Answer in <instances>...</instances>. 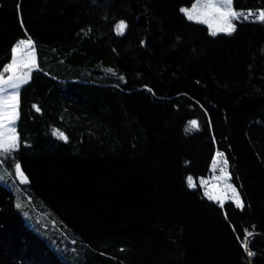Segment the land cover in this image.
Wrapping results in <instances>:
<instances>
[{
	"label": "trees",
	"instance_id": "obj_1",
	"mask_svg": "<svg viewBox=\"0 0 264 264\" xmlns=\"http://www.w3.org/2000/svg\"><path fill=\"white\" fill-rule=\"evenodd\" d=\"M194 1L0 0V72L20 39L36 52L0 158L25 192L0 182V264H264V22L213 36ZM217 151L243 208L204 194Z\"/></svg>",
	"mask_w": 264,
	"mask_h": 264
},
{
	"label": "snow or ice",
	"instance_id": "obj_2",
	"mask_svg": "<svg viewBox=\"0 0 264 264\" xmlns=\"http://www.w3.org/2000/svg\"><path fill=\"white\" fill-rule=\"evenodd\" d=\"M233 0H197V3L192 6V9L182 8L183 12L189 20H197L199 22L208 23V20L203 19V14L200 13V9L211 10L214 13H218V19L222 22L221 25L215 28L211 34L213 36L219 33H225L231 35L236 30V25L233 20H248L250 17L255 16L256 20L264 22V10H260L258 13H253L249 10L247 13L241 11L237 12L233 9ZM212 27V25H209ZM127 27L124 21H120L116 25V30L118 33H123L124 29ZM34 42L29 37L27 40H20L11 50V63L5 66L4 71L10 72L11 75L7 79H3L0 75V158L10 157L14 153L15 149L19 147V137L16 135V130L14 127L15 120L18 118V107H19V89L21 84H25L31 78L32 69L35 66L34 54ZM26 69V70H22ZM11 90V91H10ZM39 111V108L36 109ZM190 128L198 127V122L193 120L189 122ZM189 128H186L188 131ZM61 138L67 139L63 133H57ZM218 157H223V153H217ZM217 161L214 160V167ZM228 161L225 158L223 160L224 167L221 168L222 173H226ZM15 173L19 174L25 182L27 178L24 176L21 170V165L16 162L14 164ZM189 187H196L193 182V178L189 176L187 178ZM202 183H207V181H202ZM232 193L238 208L244 207V202L240 199L239 193L234 186H228ZM208 194V193H206ZM209 199H215L219 201V197H213L209 195ZM221 206L223 202L219 201ZM21 205H17L20 207ZM247 232V230H246ZM252 235L251 232H247L245 241L248 237ZM245 250L249 257L254 256L255 253L252 252L247 243L244 244Z\"/></svg>",
	"mask_w": 264,
	"mask_h": 264
},
{
	"label": "rangeland",
	"instance_id": "obj_3",
	"mask_svg": "<svg viewBox=\"0 0 264 264\" xmlns=\"http://www.w3.org/2000/svg\"><path fill=\"white\" fill-rule=\"evenodd\" d=\"M202 2H203V0H202ZM196 3H197V0H195L192 3V5L185 6L183 8H186V9L190 10V9H192V6L194 4H196ZM232 7H233V9L235 11L241 12V10H236L234 5H232ZM260 10H264V9H260ZM260 10L252 11V12L255 14V13H258ZM243 12L247 13L248 11H243ZM200 13L203 14V19L208 20V23H203V22H200V23H203V24L207 25L209 27V29H210V32H212L215 28H217V27H219L221 25L222 22L218 19V15H219L218 13H214L211 10H207V9H200ZM249 19L256 20L255 16H252ZM241 20H244V19L241 18L240 20H233V23L236 25L237 21H241ZM193 21L199 22L197 20H193ZM209 25H212V27H210ZM218 34H219V32H218ZM20 40H27V38H23V39H20ZM33 56H34V59H35V66H36V52H34ZM35 66L33 67L32 71L35 69ZM22 70H26V69H22ZM0 75H2L3 79H7L8 76L11 75V73L10 72H5L3 70L2 72H0ZM25 84H21L20 89ZM20 89H19V91H20ZM18 100H19V98H18ZM18 116H19V107H18ZM17 121H18V118L15 120V123H14L15 130H16ZM16 135L18 136L17 130H16ZM217 153H223V152L222 151H217L216 152L214 160L217 161V163H216L215 167H214V160H213V163L211 165L210 172H209L208 176L200 177L199 178V183L202 186V188L204 190V194H205V196L208 199H209V195H212L213 197H219V201H222L223 203H225L227 201H231V202H233L236 205L234 197H233V193H232L231 189L228 187L229 185L234 186L235 189L237 190V192L239 193L240 199L242 201H243V199L241 197V194H240L238 188L236 187V185L231 180V173H230V169H229V163L227 164V167H226L227 175L225 173L221 172V168L224 167L223 160L225 158L227 159V157L225 156L224 153H223V157H218ZM19 180L20 179L18 178V175L16 176L12 172V170L9 169L8 165L4 164L2 162V159H0V182L3 183L4 185H6L7 187H9L10 189H12L15 192L16 202H17V204L21 205V203H22L21 199L25 195V192H24V189H23L22 185L19 183ZM202 181H207V183L206 184L202 183ZM206 193H208V194H206ZM210 200L221 204L218 200H215V199H210ZM27 215H28V213H25V216H26L27 221H28ZM28 222L30 223V221H28ZM30 224H31V226L34 229L37 230V228L32 223H30Z\"/></svg>",
	"mask_w": 264,
	"mask_h": 264
}]
</instances>
